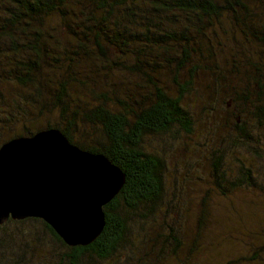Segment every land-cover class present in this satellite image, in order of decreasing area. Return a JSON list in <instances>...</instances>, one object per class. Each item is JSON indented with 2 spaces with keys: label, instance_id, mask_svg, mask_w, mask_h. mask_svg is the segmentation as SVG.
<instances>
[{
  "label": "trees",
  "instance_id": "16d2710c",
  "mask_svg": "<svg viewBox=\"0 0 264 264\" xmlns=\"http://www.w3.org/2000/svg\"><path fill=\"white\" fill-rule=\"evenodd\" d=\"M218 31L230 46L219 41ZM224 47L236 57L229 61V69L238 81L231 75L220 77L219 67L207 65L213 49ZM205 69L232 83L231 106L226 109L237 108L233 119L237 133L222 138L225 146L218 140L209 147L205 158L213 173L212 187L205 188L202 197L264 189V177L262 183L254 180L244 159L234 156V169L222 162L237 145L253 148V154L259 150L250 129L264 128V0H0V105L7 107L0 120L22 126L23 137L56 129L74 146L106 157L124 176L118 191L102 206L101 231L87 244L68 245L39 217H7L0 226L39 220L64 249L67 264H80L83 257L92 263L113 254L120 243L130 240L129 224L141 227L145 218L160 210L161 161L143 141L151 135L164 139L171 129L191 133V117L182 99L197 72ZM7 84L16 90L6 91L13 94L12 105L1 93ZM17 99L32 104L22 105ZM30 122H35L34 129H28ZM80 124L87 126L74 133ZM2 132L0 128V136ZM12 136L7 140L20 137ZM197 215L188 244L166 225L168 231L159 236L166 244L154 252L153 237H145L148 250L143 245L134 252L135 264H160L169 258L177 264H210L200 257L203 250L195 251L203 243L204 226L210 224ZM259 236L261 241L249 255H233L227 248L232 239L219 235L212 244L225 257L215 264H264V237Z\"/></svg>",
  "mask_w": 264,
  "mask_h": 264
},
{
  "label": "rangeland",
  "instance_id": "374dc122",
  "mask_svg": "<svg viewBox=\"0 0 264 264\" xmlns=\"http://www.w3.org/2000/svg\"><path fill=\"white\" fill-rule=\"evenodd\" d=\"M223 36H225L223 33H219V41L230 46L229 39ZM212 53L213 55L210 56L211 59L207 65L211 69L219 67L218 74L220 73V77L231 75L232 81H238L239 77L235 76V78L229 69V61L236 59V57L233 58L231 51L224 47L222 49L215 48ZM237 55L241 58L240 54ZM219 76L206 69L199 70L192 89L183 96L182 104L188 110L192 121V131L189 135L171 129L167 134H164V139L159 135L154 137L151 135L143 141L147 150L159 153L161 161L164 194L159 203L160 210L155 212L152 217L145 218L141 227L137 222L129 224L127 227L126 222L127 236H125L130 240L120 243L121 246L113 254L103 260H93L92 263L85 261V257H83L80 264H126L127 261L134 262L132 257L134 252L141 250L143 245L148 250V244H145L147 238L145 237L149 235L153 237L152 241L156 243L154 252L156 248L161 247H157L158 245L166 244L165 242L162 243V238L159 236L168 231V225L180 235L179 240L181 239L182 242L188 244L192 240L193 233L191 232L194 231L197 214L205 216V221H210V224L204 226V231L201 233V235L204 234L203 243H201V247L197 246L195 251L203 250L204 255L201 252L200 257L210 264H215L225 257V255L221 257L219 255L221 251L213 247L214 244H212L219 239V235L223 234L224 238L232 239L231 245L227 248L233 251V255H249L255 244L261 241L259 235L264 237L263 188L253 192L234 190L226 195L213 192L208 198L207 196L202 197L204 193L201 192L207 187H212L210 180H212L213 173L208 168L205 158L206 155L208 156L209 147L217 145L218 140H220L221 145L225 146L222 138L226 136L229 139L237 133L233 126L237 108L226 109L231 106L228 98L233 94L228 86L232 83L223 82ZM9 86L11 84L3 86L1 93L4 95L5 101L9 100L10 105H12L15 104L12 98L13 94H8L6 91L14 92L16 90L8 89ZM17 101L27 106L32 104L27 100L17 99ZM0 107L5 109L0 112L6 111V106L0 105ZM48 117L58 121L53 115ZM75 122L77 121L75 120ZM15 123H21V121L17 122L16 120ZM34 123L30 122L28 129H34L36 127ZM86 126V124H80L74 133L77 132V129L81 131ZM88 127L90 128L89 125ZM0 128L3 131V135L0 136V144L13 137L12 135L20 136V132H24L22 126L7 124V119L0 120ZM250 132L252 138L258 141L253 142V145L258 146L259 149L256 154H253V148L247 150L242 145H237L233 147V153L230 156L224 154L223 158L225 159L222 162H224V166L227 164L234 169L235 161L232 158L235 156L244 159V166H247V169L249 168L251 173L255 175L254 180L262 183L261 180L264 177V128L256 130L253 126ZM259 153L260 157H256ZM201 197L205 200L204 203ZM256 207L259 209L258 211L255 209ZM197 209L201 210L202 213H199ZM244 232L245 234H243ZM132 235L134 236L131 240ZM136 238L137 240L134 241ZM140 238H145L143 243L139 241ZM133 244H137L138 247H133ZM183 249H185V244ZM183 249L182 252H184ZM63 251L64 249L58 241H55L46 232L39 220L28 219L20 224L11 221L0 226V264H67L66 260L63 259L65 254ZM160 261V264H177L173 258ZM141 263L148 264L147 262Z\"/></svg>",
  "mask_w": 264,
  "mask_h": 264
},
{
  "label": "water",
  "instance_id": "95a60500",
  "mask_svg": "<svg viewBox=\"0 0 264 264\" xmlns=\"http://www.w3.org/2000/svg\"><path fill=\"white\" fill-rule=\"evenodd\" d=\"M123 177L106 157L56 129L12 138L0 145V222L39 217L68 245L87 244L101 231L102 206Z\"/></svg>",
  "mask_w": 264,
  "mask_h": 264
},
{
  "label": "bare ground",
  "instance_id": "6f19581e",
  "mask_svg": "<svg viewBox=\"0 0 264 264\" xmlns=\"http://www.w3.org/2000/svg\"><path fill=\"white\" fill-rule=\"evenodd\" d=\"M38 132V131H37ZM35 134V133H34ZM33 135V134H32ZM31 136V135H30ZM20 137H23V136H20ZM26 137H29V136H26ZM15 138H17V137H15Z\"/></svg>",
  "mask_w": 264,
  "mask_h": 264
}]
</instances>
